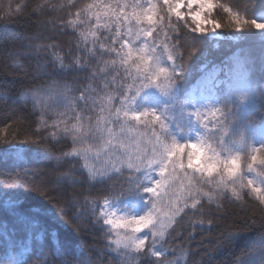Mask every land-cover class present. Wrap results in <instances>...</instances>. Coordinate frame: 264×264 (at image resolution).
<instances>
[{
	"label": "snow or ice",
	"instance_id": "snow-or-ice-1",
	"mask_svg": "<svg viewBox=\"0 0 264 264\" xmlns=\"http://www.w3.org/2000/svg\"><path fill=\"white\" fill-rule=\"evenodd\" d=\"M251 2L249 0L242 13L217 5L215 0H163L162 4L159 0H148L146 5L140 0H117L115 4L96 0L77 11L76 19L69 20L68 25L74 29L77 25L86 26L79 35L84 43L91 38V47L86 49L88 54L96 58L98 45L100 62L104 65L100 71L110 69L116 74L112 81L104 84L100 114L93 121L76 111L78 101L87 103L91 98L87 88L75 96L71 93L76 89L54 81L49 90L25 92L34 101L41 94L53 92L64 100L65 112L58 113V121L51 126L71 138L73 147L62 156L83 160L82 167L89 181L103 182L114 174L124 176L127 171L124 183L118 190L110 191L102 205L85 197L84 210L64 220L65 226H74L72 230L77 233L91 220L94 226L105 230L106 236H114L106 247L118 252L122 258L120 264H140L141 260H147L148 264H174L168 259L165 240L172 235L173 226L178 225V217L187 216L186 209H190L189 226L193 230L197 225L213 224L212 218L204 219L211 213L202 201L216 202L219 211V201L226 193L241 201L244 190L248 189L249 195H254L264 205V123L259 126L258 140L255 130L248 133L251 124L239 123L241 114L246 118L256 106L264 107V81L253 78L255 65L251 57L241 50L226 64L223 79L212 73L197 81L202 88L181 86V81L187 80L190 73L186 71L180 51L178 22L184 18L180 9L186 5L192 19L197 21L196 27L191 29L195 35L186 38V45L191 49L188 60H192L199 50L198 44L210 38H221L217 33L221 25L205 15L217 6L228 13L235 32L258 34L264 52V13L259 17L252 13V18H246ZM193 5L198 9L194 13ZM165 7L167 24L165 17L159 14ZM173 14L176 21L171 19ZM92 18L95 24L87 27ZM206 25H211V29ZM101 29L111 35L101 39ZM253 29L256 31L252 32ZM26 47V52L16 51L13 55H32L45 46L29 44ZM106 55L110 58L104 60ZM55 59L59 62L56 70H66L63 59L59 56ZM75 65L84 67L79 60ZM261 71H264V59ZM121 73L124 82L119 85V93L108 92V83H115ZM91 79H96L95 72ZM117 95L119 102L114 105ZM232 104L237 106L236 112L229 107ZM33 106L36 107L35 103ZM47 126L42 112L38 129ZM30 142L36 141L20 140L19 146L10 149L16 159H23L26 151L23 145ZM0 143H11V140L0 139ZM101 156L104 159L100 168L89 163L99 161ZM18 188H28L46 196L48 186L37 187L19 173L15 177L9 174L6 182H0V196L11 197ZM46 199L53 206L44 208L39 216L22 213L15 198L4 200L7 211L21 220L26 232L35 234L34 248L38 240L50 236L42 225L45 217L63 218L71 209L82 207L75 196L66 204L51 197L46 196ZM236 235L229 232L223 239L232 240ZM28 246L27 237L21 250L13 243V255L0 264H29L24 256ZM257 251L259 264H264V233L257 247L238 257L234 264H257L254 259ZM47 254L41 246L40 256ZM51 255L58 257L55 264H93L83 249L77 252L63 244L59 249H52ZM184 255H187L186 250Z\"/></svg>",
	"mask_w": 264,
	"mask_h": 264
},
{
	"label": "trees",
	"instance_id": "trees-1",
	"mask_svg": "<svg viewBox=\"0 0 264 264\" xmlns=\"http://www.w3.org/2000/svg\"><path fill=\"white\" fill-rule=\"evenodd\" d=\"M95 2L96 0H0V139L11 140V143H0V182H6L9 174L15 177L19 173L24 179L34 182L37 187L41 184L47 185L46 196L53 198L54 201L66 204L75 196L82 205L80 209H71L69 215L63 218L45 217L42 225L50 232V236L38 240L34 248L32 242L35 240V234L26 232L21 220L7 211L4 200L15 198L22 213L30 212L37 216L42 215L44 208H52L53 205L45 195L28 188L15 189L11 197L0 196V261L9 259L6 255L10 250L13 255V243L17 246V250H21L20 246L25 243L26 237L29 246L24 256L29 264H55L58 257L51 255V250L59 249L61 244L77 252L83 249L93 264H120L122 260L117 251L106 247L110 239L115 237L106 236L105 230L94 226L91 220L78 233L72 230L74 226L66 227L64 220H70L73 213L84 210L85 197L97 200L98 204L102 205L103 198L110 191L118 190L124 183L127 171L125 170L124 176L114 174L103 182L89 181L88 173L82 167L83 160L79 157L62 156L73 147L71 138L65 137L57 128L51 126L53 122L58 121V113L65 112L64 100L54 92L51 95L41 94L35 101L30 95H25V92L29 91L49 90L54 81L76 89L71 93L75 96H79L80 91L87 88L91 98L87 103L78 101L76 111L84 117H91L93 121L100 114L104 84L112 81V77L116 74L110 69L106 72L100 71L104 65L100 62L98 45L96 58L88 54L86 49L91 47V38L88 43H84L79 35L86 26L77 25L74 29L68 25L69 20L76 19L77 11H82L88 4ZM102 2L115 4L117 0H102ZM140 2L146 5L148 0H140ZM215 2L217 5L231 7L234 11L239 10L243 13L249 0H215ZM159 3L162 4L163 0H159ZM192 11L194 13L196 9L193 8ZM181 12L184 13V18L178 22L180 51L184 57L186 71L190 73L187 80L181 81L183 88L196 85L203 74L204 65L209 68L221 67L223 79V73L227 70L226 64L241 50L254 62L253 78L256 81H264V71H261L264 52L261 50L258 34L235 32V26L223 7L217 6L210 14L205 13L208 19L221 25L217 32L222 38L202 41L197 45L199 50L196 56L188 60L191 49L186 45V38L195 35L191 29L196 27L197 22L192 19V14L186 5ZM252 13L257 17L264 13V0H252L246 18H252ZM159 14L165 17L164 23L167 24L166 7ZM81 18H85L83 14ZM171 19L177 20L174 14ZM94 24L95 19L92 18L87 27ZM114 30L113 26V32ZM99 32L101 39L111 35L104 29ZM230 35L236 38L231 40L225 38ZM29 44L33 47L35 45L45 47H41L32 55H13L16 51L26 52V46ZM56 56L63 59L67 66L66 70H56L59 67ZM109 58L107 55L103 57L104 60ZM77 60L84 67H76ZM93 72L96 73V79H91ZM123 82L121 73L115 83H108L107 91L118 94L119 85ZM118 102L117 95L113 103L115 105ZM229 107L233 112L237 111L235 104ZM42 112L48 126L38 129ZM68 115L71 116L73 113ZM239 123L251 124L248 133L252 134L255 130L258 140L259 126L264 123V107L256 106L250 110L246 118L241 114ZM60 127L63 125L61 124ZM52 133L57 134L53 136ZM13 135L15 140H12ZM25 139L36 142L23 145L26 149L23 159H16L10 149L19 146L18 142ZM57 157L61 158L57 159ZM103 159L101 156L99 161H89V163L100 168ZM65 173L71 175L65 176ZM249 191L244 190L241 201L230 198V193H226L219 201L221 205L219 211L216 202L209 204L206 200L202 201L204 208L211 213L210 216L207 214L204 216L205 221L208 218L213 219V224L210 226L205 223L204 227L197 225L193 230L189 226L192 212L186 209L188 215L182 214L178 217V225H174L170 230L172 235L166 237L165 248L168 249V259L174 261V264H234L238 257L256 248L261 233H264V205H261L254 195H249ZM229 232L237 235L232 240H224L223 237ZM41 246L48 253L47 256H40ZM184 250L187 251L186 256ZM254 259L259 264L258 251ZM140 264H148V261L141 260Z\"/></svg>",
	"mask_w": 264,
	"mask_h": 264
},
{
	"label": "rangeland",
	"instance_id": "rangeland-1",
	"mask_svg": "<svg viewBox=\"0 0 264 264\" xmlns=\"http://www.w3.org/2000/svg\"><path fill=\"white\" fill-rule=\"evenodd\" d=\"M184 7V6H183ZM182 7V8H183ZM181 8V9H182ZM193 8H195L196 9V7H195V5H193ZM180 9V10H181ZM196 11H198V9H196ZM210 20V19H209ZM197 22V21H196ZM208 28H209V30L211 29V25H206ZM218 33V32H217ZM219 34V33H218ZM220 35V34H219ZM220 37L222 38V36L220 35ZM202 72H203V74H202V76H206V75H211L212 73H216V75H218L220 78H221V73H222V68L221 67H216V66H212V67H207L206 65H204L203 67H202ZM201 76V77H202ZM200 77V78H201ZM200 78H199V80H200ZM222 79V78H221ZM198 80V81H199ZM197 88H202L203 87V85L202 84H198V83H196V85H195ZM12 255V251L10 250V252L9 253H7V257L9 258L10 256Z\"/></svg>",
	"mask_w": 264,
	"mask_h": 264
}]
</instances>
